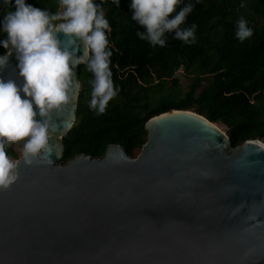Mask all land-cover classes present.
I'll list each match as a JSON object with an SVG mask.
<instances>
[{
	"label": "water",
	"instance_id": "1",
	"mask_svg": "<svg viewBox=\"0 0 264 264\" xmlns=\"http://www.w3.org/2000/svg\"><path fill=\"white\" fill-rule=\"evenodd\" d=\"M17 64L13 53L3 76L22 84ZM79 66L80 87L52 115L51 160L22 156L0 189V264H264L259 139L233 147L204 115L171 109L147 122L137 157L112 144L64 163Z\"/></svg>",
	"mask_w": 264,
	"mask_h": 264
},
{
	"label": "trees",
	"instance_id": "2",
	"mask_svg": "<svg viewBox=\"0 0 264 264\" xmlns=\"http://www.w3.org/2000/svg\"><path fill=\"white\" fill-rule=\"evenodd\" d=\"M96 2L102 3L112 27L110 67L119 92L105 113L97 114L89 107L93 74L85 64L79 66L77 120L63 138L64 163L80 154L103 156L112 144L132 155L147 142V122L171 109L194 108L212 122L224 124L233 147L264 140V0H183L177 11L188 2L195 6L181 27L197 24V41L185 44L169 33L164 47H153L135 35L143 28L131 19L130 0H121L119 7L112 0ZM27 3L52 13L61 10L58 0ZM7 10L0 7V20ZM241 17L253 29L244 42L235 36ZM5 38L0 30V40ZM5 51L0 46V54ZM181 71L193 80L184 96L176 92ZM207 77L211 79L204 85ZM11 144L6 152L15 155Z\"/></svg>",
	"mask_w": 264,
	"mask_h": 264
},
{
	"label": "clouds",
	"instance_id": "3",
	"mask_svg": "<svg viewBox=\"0 0 264 264\" xmlns=\"http://www.w3.org/2000/svg\"><path fill=\"white\" fill-rule=\"evenodd\" d=\"M112 2L119 7L121 0ZM182 3L183 0H130L131 19L143 28L135 35L153 47L166 46L169 33L185 44L196 43L198 25L181 27L195 5L188 2L177 11ZM58 6L62 11L52 13L27 0H0V7L8 9L0 20V30L6 34L0 40L6 50L0 54V189L18 179V162L6 152L9 143L24 141L22 155L29 166L38 157L45 158V154L50 159V137L56 131L52 115L62 111L70 94L80 87L77 66L85 64L93 74L89 107L97 114H104L108 102L119 92L110 67L112 27L102 3L58 0ZM252 35L253 29L241 17L236 23V38L244 42ZM81 45L83 53L77 55ZM13 53L22 84L3 76ZM37 115L42 119L38 120Z\"/></svg>",
	"mask_w": 264,
	"mask_h": 264
},
{
	"label": "rangeland",
	"instance_id": "4",
	"mask_svg": "<svg viewBox=\"0 0 264 264\" xmlns=\"http://www.w3.org/2000/svg\"><path fill=\"white\" fill-rule=\"evenodd\" d=\"M60 11H62V9ZM179 76H180V86L177 88L176 92L179 93L181 96H184L185 93L187 91H189L190 85H191L193 80H192L191 76L189 77V76L185 75L183 71L180 72ZM210 79H211V77H207L206 80L204 81V85H206L209 82ZM201 89H202V87L197 90V94H196L197 96L200 94ZM190 110L194 111V108L190 109ZM218 125L225 132H227L228 127H226L222 123H218ZM260 140L262 142H264L263 139H260ZM23 143H24V141H19V142H14V143L11 144V147L13 148V151L15 152V155H9V157L11 159L17 161L18 159H20L23 156L22 155ZM140 151H141V149L136 148L133 151L132 156L133 157H137L140 154Z\"/></svg>",
	"mask_w": 264,
	"mask_h": 264
},
{
	"label": "bare ground",
	"instance_id": "5",
	"mask_svg": "<svg viewBox=\"0 0 264 264\" xmlns=\"http://www.w3.org/2000/svg\"><path fill=\"white\" fill-rule=\"evenodd\" d=\"M253 140H255V139H253ZM257 140V139H256ZM263 145H264V142H262L261 140H259Z\"/></svg>",
	"mask_w": 264,
	"mask_h": 264
}]
</instances>
